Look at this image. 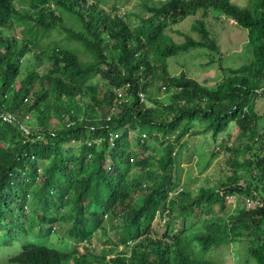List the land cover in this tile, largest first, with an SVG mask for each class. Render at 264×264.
Here are the masks:
<instances>
[{
    "label": "trees",
    "instance_id": "16d2710c",
    "mask_svg": "<svg viewBox=\"0 0 264 264\" xmlns=\"http://www.w3.org/2000/svg\"><path fill=\"white\" fill-rule=\"evenodd\" d=\"M117 4L0 0V246L20 242L7 263L217 264L206 254L238 241L264 264V141L252 105L264 95V0L145 1L135 25ZM211 12L247 31L251 58L210 88L172 75L167 59L219 51ZM190 15L198 39L172 28ZM231 122L228 146L218 137ZM208 133L229 172L194 191L180 183V157L188 138ZM157 215L167 216L160 229ZM107 229L105 242L124 246L109 258L90 246ZM60 233L72 250L48 240Z\"/></svg>",
    "mask_w": 264,
    "mask_h": 264
},
{
    "label": "rangeland",
    "instance_id": "374dc122",
    "mask_svg": "<svg viewBox=\"0 0 264 264\" xmlns=\"http://www.w3.org/2000/svg\"><path fill=\"white\" fill-rule=\"evenodd\" d=\"M96 1V0H95ZM124 4H121L125 2ZM147 4L157 3L160 0H99L100 7H104L109 10L110 3H118L120 5V13L127 11L132 12L129 16V20L132 25H135L138 21L134 14L144 13L143 3ZM233 3L240 6H247L252 0H231ZM214 12H211L208 17L204 20L206 28L210 35L216 39L219 45V51L213 52L206 48H195L190 49L184 53H180L177 56L169 57L167 59L168 70L174 75L180 71L186 72V74L199 82L211 87H215L216 83L222 78L224 68H236L240 65L247 63L251 58V50L247 41V31L242 27L235 24L231 19L224 18L223 16L214 17ZM200 15L197 14L196 17ZM194 15L187 16L181 22L175 24L172 28L181 31L183 34L189 35L194 39H198L200 36L197 32L191 31V25L194 22ZM50 33L46 36H53ZM167 33L173 37L176 42L184 40L183 35L177 32L167 31ZM64 33L56 35V39L60 40L64 37ZM47 38H43L46 41ZM61 43L64 41L61 40ZM83 51H80V55L83 56ZM43 70V66L40 67ZM22 76V74H21ZM160 98H163V92H159ZM255 111L261 115L259 122V128L262 129L263 141H264V95H259L254 98L252 102ZM238 134V127L234 122L229 124L226 133L219 135V140L222 141L225 138H230L226 143L231 146ZM219 143L213 141L210 133L199 136H191L187 139V146L183 148L181 154V167L180 172V183L186 184L192 190H196L199 185L215 184L217 179L225 176L229 167L225 155L222 151L216 153L211 157L212 151H217ZM208 168L200 173V170L206 165L207 161L210 160ZM208 177V180L205 178ZM209 184V185H210ZM237 196L229 198L228 204L230 209L235 206ZM167 216L160 218L158 215L153 222L155 227L160 229L162 224L167 219ZM179 222V221H178ZM177 222L180 224V222ZM101 230H98L91 239L90 246L97 250H104L107 254V258L114 256L117 252L124 249L123 245H115L116 243H106L108 236H112L113 232L107 229L108 235H103ZM153 236H156L153 234ZM48 239L55 247L62 248L64 250H72V240L66 233H60L59 235L53 234ZM140 240L130 243L126 249L130 252L134 249ZM238 242V241H237ZM228 246H220L218 249L212 248L206 255L209 259L213 260L217 264H256L252 259H247L246 249L243 243H237ZM80 244H78L79 246ZM82 246V245H81ZM243 247V248H242ZM20 249V242L15 241L12 245H1L0 246V264H8L7 258L17 253ZM129 255V254H128Z\"/></svg>",
    "mask_w": 264,
    "mask_h": 264
},
{
    "label": "built area",
    "instance_id": "2783aa9c",
    "mask_svg": "<svg viewBox=\"0 0 264 264\" xmlns=\"http://www.w3.org/2000/svg\"><path fill=\"white\" fill-rule=\"evenodd\" d=\"M141 95V94H140ZM141 100H144V97H143V95H141ZM4 120H7V121H10V119H11V117H10V115H5L4 116V118H3ZM247 203H249V200H247Z\"/></svg>",
    "mask_w": 264,
    "mask_h": 264
},
{
    "label": "crops",
    "instance_id": "0c3cea01",
    "mask_svg": "<svg viewBox=\"0 0 264 264\" xmlns=\"http://www.w3.org/2000/svg\"><path fill=\"white\" fill-rule=\"evenodd\" d=\"M236 205V204H235ZM235 207V206H234Z\"/></svg>",
    "mask_w": 264,
    "mask_h": 264
}]
</instances>
